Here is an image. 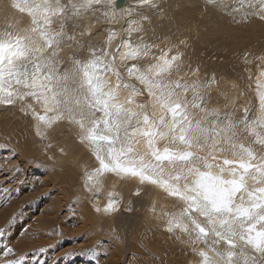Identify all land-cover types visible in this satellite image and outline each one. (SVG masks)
Segmentation results:
<instances>
[{
	"label": "snow or ice",
	"instance_id": "obj_1",
	"mask_svg": "<svg viewBox=\"0 0 264 264\" xmlns=\"http://www.w3.org/2000/svg\"><path fill=\"white\" fill-rule=\"evenodd\" d=\"M197 7L236 28L182 22L162 0H138L126 10L118 0H7L0 105L35 116L41 142L75 130L60 153L77 150V137L92 150L98 163L85 175L88 191L131 177L139 181L131 196L144 199L158 189L173 198L166 231L190 247L194 259L186 264H264V0H203ZM122 19L124 31L108 27L99 41V27L85 25ZM198 44L214 49L213 66L200 60ZM232 58L259 70L258 104L247 67L241 83L221 90L219 66ZM58 166L53 158L55 173ZM125 207L133 211L131 198ZM115 209L111 197L103 209L94 206L97 213ZM109 227L111 238L127 243V233ZM12 252L6 245L4 256Z\"/></svg>",
	"mask_w": 264,
	"mask_h": 264
},
{
	"label": "bare ground",
	"instance_id": "obj_2",
	"mask_svg": "<svg viewBox=\"0 0 264 264\" xmlns=\"http://www.w3.org/2000/svg\"><path fill=\"white\" fill-rule=\"evenodd\" d=\"M6 2L0 0V18L8 11ZM137 2L126 0L123 8L126 10ZM162 2L166 7L171 6V11L182 22L195 19L213 26L236 28L228 23L226 17L203 15L197 7L203 0ZM178 2L186 7L183 10L176 7ZM155 19L160 21L162 18L157 16ZM0 23H3L2 19ZM88 23L94 25V30L99 27L97 41L103 38L100 33L108 27L117 32L127 28L124 19L113 24L102 22V25H97L95 20H91L85 25ZM164 23L166 31L168 22ZM250 27L253 35L257 36L258 26ZM213 50L205 51L203 44L197 45V55L208 66L214 65L209 60ZM245 67L254 73L252 98L258 104L255 81L259 70L252 65L246 66L232 58L219 66L218 76L224 77L220 88L231 90L234 82L241 83L238 77L249 74L243 71ZM223 103L221 100L220 106ZM39 111L43 114L42 109ZM37 123L31 114L25 119L19 111L14 113L8 106L0 105V227L18 212L15 221L0 235V260L24 257L22 264H97L100 259L99 264H186L193 261L190 247L175 241L166 231L167 213L173 209V198H162L158 189L144 199L133 197L131 194L136 191L133 185L139 181L131 177L126 183L105 180L95 193L88 191L83 186L85 175L98 163L92 150L80 145L77 137V150L65 157L60 153V145L71 142L70 136H75L76 131L60 129L56 139L41 142L35 135ZM45 143L50 144L51 150L44 149ZM53 158L59 159L62 165L57 167L56 173L50 167ZM148 187L151 189L153 186ZM109 197L116 204L115 212L97 213L94 206L103 209ZM130 198L133 211L125 207ZM110 225L113 228L118 225L122 232L127 233L126 244H118L109 236ZM6 245L13 249L7 257L3 253Z\"/></svg>",
	"mask_w": 264,
	"mask_h": 264
},
{
	"label": "water",
	"instance_id": "obj_3",
	"mask_svg": "<svg viewBox=\"0 0 264 264\" xmlns=\"http://www.w3.org/2000/svg\"><path fill=\"white\" fill-rule=\"evenodd\" d=\"M118 2H119L120 5H122V4L124 5L126 0H118Z\"/></svg>",
	"mask_w": 264,
	"mask_h": 264
},
{
	"label": "rangeland",
	"instance_id": "obj_4",
	"mask_svg": "<svg viewBox=\"0 0 264 264\" xmlns=\"http://www.w3.org/2000/svg\"><path fill=\"white\" fill-rule=\"evenodd\" d=\"M213 51H214V50H213ZM213 51H212V52H213ZM203 54H205V53H203Z\"/></svg>",
	"mask_w": 264,
	"mask_h": 264
}]
</instances>
